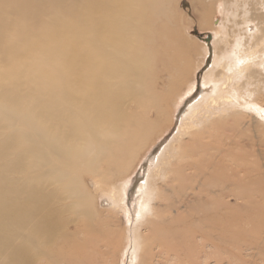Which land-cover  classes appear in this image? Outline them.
Returning a JSON list of instances; mask_svg holds the SVG:
<instances>
[{
  "label": "bare ground",
  "instance_id": "bare-ground-1",
  "mask_svg": "<svg viewBox=\"0 0 264 264\" xmlns=\"http://www.w3.org/2000/svg\"><path fill=\"white\" fill-rule=\"evenodd\" d=\"M142 1L0 0V264H117L123 233L114 227L120 211L128 224L120 253L128 264H153L158 251L166 262L173 256L172 263L199 264L196 236H182L196 244L190 246L192 260L187 262L185 254L172 249L164 252L161 244L153 248L164 238L161 231H180L193 211L207 215L212 209V216L205 218L226 227L222 234L230 233L232 224H264L263 135L257 142L249 139L261 149L247 150L248 145L240 141L246 136L241 130L251 127L248 119L254 121L252 111L262 106L264 0H223L217 5L226 22L210 31L220 53L202 79L199 99L181 114L174 138L140 176L137 204L127 206L132 180L107 189L106 182L117 171H129L135 158L133 142L145 139L139 138L144 129L139 114H144L150 134L167 112L143 97L148 94L142 83L143 64L150 59V72L157 57L164 59V67L171 56L166 39L143 33L149 21L142 14ZM159 4L152 7L156 16L167 12L166 1ZM200 16L201 28L206 30L210 15ZM143 42L158 50L134 58L132 50ZM168 68L163 72H169ZM182 73L168 83L180 88L186 80ZM154 83L150 94L156 89ZM187 89L179 107L194 94L196 83ZM259 115L264 119V111ZM132 118L140 129L139 125L133 128ZM208 123L219 127V147H214V158L199 164V149L212 150L208 144H199L203 134L199 129ZM256 124L262 126L264 121L257 119ZM182 155L192 162L178 168L174 163L178 184L173 192L194 191L189 202L187 196L180 201L188 215L167 199L172 204L166 209L175 208L176 215L162 216L158 202L164 199L162 188L172 180L159 183V179ZM199 173L204 179L200 185ZM88 175L96 192L109 203L111 211L106 216L98 214L95 197L85 188ZM210 181L216 190L208 198V188H203Z\"/></svg>",
  "mask_w": 264,
  "mask_h": 264
},
{
  "label": "rangeland",
  "instance_id": "rangeland-1",
  "mask_svg": "<svg viewBox=\"0 0 264 264\" xmlns=\"http://www.w3.org/2000/svg\"><path fill=\"white\" fill-rule=\"evenodd\" d=\"M143 1L140 3L141 6L144 5V8L143 7L141 8L142 10H144L143 11L144 13L142 14H144L145 17H147L145 18V20L149 21L148 24L149 28L145 26L143 28V33L146 32V34H148V36L151 38L152 37L155 38L156 36L159 35L160 38L163 37L164 39H166L168 46H170L169 51H170L171 59L168 58L167 60L165 59L166 64L163 67L164 59L162 57H157L155 60L156 61L155 67L153 66V63L150 65V67H153L150 70V72H149L150 59L147 62L148 65L146 63L143 64L142 66L143 71L141 73L142 83L145 84L148 92L147 95H143L145 99L144 101L147 103L153 101L157 107L160 108V106H162L163 109L167 110V112H165V115H162L163 118L161 117L157 120V122L161 120L162 123L160 125L159 123L155 124L154 129H152L150 134L148 127L149 124L147 123L145 124L144 121L142 120L143 118L142 116L144 114L143 113L139 114V117L136 115L135 118L137 119L138 117V120L140 119L141 122L140 124L144 125V129L141 131L139 138L145 137V139L147 138V140L144 142L142 146L141 144L145 139L142 142H136V141L133 142V147L131 148V150L133 151L132 157L134 156L135 158L132 160L131 163L132 165L130 166L129 171L128 172L125 170L117 171L116 172L117 174H115L116 176H113L112 177L113 179H111V175H110L109 179L111 180L106 182L107 189L111 190L114 187L118 188L124 181L132 180L133 185L130 187V189L127 192L128 208H132L134 205L137 204V198L135 197V192L140 183V176L148 168L152 159L160 155L165 145L168 144L172 140V138H174V135L179 125V121H180L179 118L181 114H183L191 104H193L196 100L199 99L202 89V79L205 77L207 72L212 68L215 54L218 52L220 53L219 46L217 47L216 43L214 44V38H213L214 33L210 30L212 29L216 30L219 24L226 22L224 21L225 15L219 14V12L217 11V5L220 4V2H223V0H207L208 2L205 3L201 2L200 0H195V1L151 0L154 3H151V1L149 0L146 1L143 0ZM147 1L149 2V4L147 3ZM163 1L164 2L166 1L165 10L167 12L166 13L164 12L162 15L161 14L157 16L154 15V13L152 12V7H155L157 5L161 6L159 2L162 3ZM205 12L209 13L210 15L208 17L209 25L207 24L208 26L206 25L205 27L206 30L201 28V24H200L202 23L200 14H204ZM166 16L169 17L167 18ZM230 16L231 15H228V17ZM188 42L190 47L189 45H187ZM207 45H209V48L207 47ZM206 48L207 50H205ZM157 50H158L157 47L151 46L150 43L143 42V44L139 46L136 45L134 47V49L132 50V54L133 57L135 58L138 55H144L149 53L151 55ZM174 53H177V56L173 57ZM169 66L171 67L170 71L164 73L163 70L165 68H168ZM181 72H183L182 75L185 74V78H186L185 84L181 85L180 88L178 86L170 85L168 82L170 81L171 83H174L175 79L180 77L179 74ZM170 75H171V80H170ZM147 76H149V78H146ZM144 78L146 79L145 82L143 81ZM152 82H155L154 86H156V89L153 92L154 95L153 93H151L152 95L149 93V87L152 85ZM195 83H196V90L194 94L191 95L190 98L188 97L186 98L185 96L186 99L183 101V104L179 107L178 103L180 102L181 97L184 96V94L188 91L187 88H189L191 84L193 85ZM261 96L263 97L260 100L262 106L257 105L254 108V111H252V114L255 116L254 121L251 122V119H248L249 121L246 122L248 125L251 126L250 129L248 127L247 132L245 131L246 128L241 130V132H243V134L246 136L242 137L240 141L243 145L244 144L248 145L246 146L247 150H251L253 148L261 149L258 146H254L255 144L251 145V143H254V141L257 142V140H259L262 137H263L262 140L264 141V125L259 126L258 124H256L257 119L264 121V119H262L259 115V113L264 111V91L261 93ZM154 111L155 110L153 109L152 112ZM230 111L229 113H231ZM152 112L150 114L151 121L155 119V116L153 115ZM135 118H132V121L134 122L132 124L133 128L137 129V125H139V129H140L141 125L139 124L138 121H136ZM228 118H229V122H227L226 119L225 120L227 124L228 123L231 124L232 119L230 117ZM216 119L214 117L213 122ZM148 123L151 122L149 121ZM207 125L200 126V128H202L203 126L204 127L203 129H199L200 131L199 133L200 134L203 133L202 135L199 136V144L200 142H201L200 145L208 144L211 146L212 150L211 151L209 150V152L207 151V153H204L203 151H201V149H199V164L206 163L208 160L214 158V154L216 151L214 147H217L219 145V143L217 144L216 141L217 140L216 138L219 137L220 135V133L217 135L218 133L217 129L219 128L218 125L213 126V124L210 125V123H208ZM227 133L230 136L231 135L235 136L234 133L231 131ZM260 135L263 136L261 137ZM212 137L215 138L213 139ZM186 138L187 137L184 138L185 142L189 143L190 140ZM249 139H253L254 141H250ZM225 140L222 141L226 143H229L231 141V140L228 141L227 139ZM233 140H237V138L236 139L234 138ZM139 149L140 151L138 153ZM186 154H188L186 156H189V151ZM186 156L182 155V158ZM180 158L181 156L179 158H175L176 160H178V162L174 159L175 161L173 160V166L171 169L169 168L167 169L165 178L163 179L162 177L161 179H159V183H161L162 181L164 182L166 178L170 179L168 181L171 180L173 182L176 181L173 184L172 181L168 182V187L164 186L162 188L164 194L163 193L161 194L164 195L162 196L164 199L161 198L162 200L161 199H160L161 201L159 200L160 203L158 202V205L163 206V207L161 206V208L159 209L163 211L161 212V215L163 214L162 216L176 215L175 208L174 210L170 209L171 211L166 209L167 207H169L170 204H172L169 203L172 201L173 204H175L177 207H181L180 212L182 213L185 212L183 213L185 216L188 215L186 213L187 211H185L186 208L180 206L181 205L180 201H182L183 199L185 200L187 196L189 197L187 199V201L189 202V200L192 199V193L194 191H192L191 189L190 190L185 189L183 193L177 192L178 190L173 192V188H175L174 186H177L178 184L177 181L178 176L176 175L174 176L173 174V168L175 166L174 163L177 165L175 166V168H178L192 162L190 157L184 158L183 161L182 158L181 159ZM262 158H263L262 163H264V157L262 156ZM130 161L131 160L129 159L127 163ZM167 176L168 177L171 176V177L168 178ZM199 177H200V173H199ZM201 178L202 177L199 178V185L204 181V179ZM85 181H86L85 188L91 193L93 197H95V200L97 202L98 214L102 212L101 214L105 216L108 215V212L109 210L111 211V208L109 207V203L107 202V200L102 198L103 194L101 192L100 193L96 192L91 180H89V175L88 178L85 179ZM159 183H157V185H159ZM209 184L210 185L208 187L203 189L208 188L205 195L209 193L210 196H208V198H211V195L213 196V191L216 190V187L212 186V181H210ZM164 188L166 189V191H164ZM168 190L169 191L171 190L170 191L171 193L170 192L167 193ZM165 195H167V197ZM166 200L169 202H167ZM186 203L185 205L188 204ZM206 213L207 215H205L204 212L193 211L192 217H189L188 215V219L185 221L184 224L180 226L179 228L180 231L175 230V228L173 229L168 228L165 229L164 231H161L160 234H164V238L163 239L161 238L162 240L159 241L157 240L158 242H156V244L153 246L154 251L157 250V247L159 246V244H161L164 252H167L169 249H172L173 253L179 252L181 253L182 256L185 254L186 262L192 260L188 252L190 246H196V244L190 242L188 239L186 241L182 239L183 234L186 233L185 237L196 236L198 239L199 264H204V262L206 264H264V252L260 250L262 248L261 245L262 242L264 243L263 222L250 221L249 223H246L244 225L232 224L230 228H228V231L229 232L231 231L230 233H228L229 234L228 235L227 233L222 234L223 233L222 229L223 228L226 229V227L215 225V222L206 220L205 217L212 216L213 210L210 209L209 211H206ZM117 221L118 222L114 227V230L123 233L122 245L121 248L118 250L117 252L118 254L116 256L117 264H128L127 257L126 258L124 257L122 262L121 253H120L122 248L126 244L125 243L126 234L128 232L127 229L128 224L124 212L122 213L121 211L118 212ZM159 253H160L159 251L156 253L153 260V264H178L176 261H175L176 263L175 262L172 263L173 256L171 257L170 261L166 262V260L163 259V255L161 258L159 257L160 256Z\"/></svg>",
  "mask_w": 264,
  "mask_h": 264
}]
</instances>
